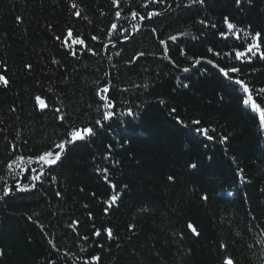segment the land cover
I'll list each match as a JSON object with an SVG mask.
<instances>
[{
	"label": "trees",
	"instance_id": "obj_1",
	"mask_svg": "<svg viewBox=\"0 0 264 264\" xmlns=\"http://www.w3.org/2000/svg\"><path fill=\"white\" fill-rule=\"evenodd\" d=\"M119 3L117 8L112 0H0V74L10 81L0 82V264H264V127L259 113L243 105L237 86L206 63L211 59L226 70L241 66L250 86L264 87V61L240 65L234 56L256 31L264 36V0H242L239 6L234 0H205L190 9L184 7L188 0L147 9L142 5L148 0ZM133 11L160 15L133 20ZM225 16L236 25L232 32ZM68 29L76 57L64 46ZM78 38L92 51L74 45ZM139 53L144 56L129 64ZM105 86H114L109 96L117 115L99 129L97 89ZM37 96L46 109L38 107ZM128 107L134 117L120 114ZM176 115L190 128L196 127L192 119H200L213 139L177 124ZM84 126L96 127V135L70 146L41 177L43 183L31 180L41 167L38 155ZM108 144L112 158L106 161ZM191 161H198V171L187 168ZM169 175L175 180L168 181ZM109 182L117 192L128 188L119 207L105 215L104 202L116 194ZM25 185L31 191H17ZM5 186L12 189L7 197ZM200 189L209 192L208 203L201 202ZM89 212L102 232L112 228L115 239L92 234ZM189 222L199 236L187 228Z\"/></svg>",
	"mask_w": 264,
	"mask_h": 264
},
{
	"label": "snow or ice",
	"instance_id": "obj_2",
	"mask_svg": "<svg viewBox=\"0 0 264 264\" xmlns=\"http://www.w3.org/2000/svg\"><path fill=\"white\" fill-rule=\"evenodd\" d=\"M166 0H148V3H145L142 5V7L144 9H147L149 7L150 4H163L165 3ZM242 0H234V3L239 6L241 4ZM113 5H115L117 8L120 7V3L119 0H112ZM205 4V0H188V3L184 5V7L186 9H190L192 7V5H201L203 6ZM177 7H180L179 4L176 5ZM73 8H76V4L72 5ZM76 16H80L79 12L75 13ZM116 17L119 18L121 16L120 11H117L115 13ZM132 19L135 20L137 17H139L140 20H149L151 21L153 19V17H158L160 15V13L155 12V11H147L146 15H141L139 11H133L132 12ZM17 19L19 20L20 18L17 17ZM199 24L203 25L205 28L209 27V24L201 19L198 21ZM224 23L226 24V28L228 30V32H232L236 25H234L232 22L229 21V18L227 16L224 17ZM112 29L113 30H117V24H112ZM133 28H135V24L132 25ZM251 26L249 25V28ZM211 28L215 29L216 28V24L212 23L211 24ZM153 33L156 32V29H152L151 30ZM123 32L127 33L128 29H123ZM203 34V33H202ZM219 36L221 37H225L226 34L224 31H220L218 33ZM73 37V31L71 29H68L67 32V37L64 39V46L68 47V41ZM238 40L240 39L239 34H237L236 37ZM58 40L61 39V37H57ZM92 40H97L96 36H92L91 37ZM125 39H130L128 36L125 37ZM169 41L175 42L177 40L176 36H169L168 37ZM161 45H165V53L168 51V47H167V43L164 39H161L160 41ZM72 43L74 45H85V41L84 39H75L72 40ZM262 45H264V36H262V32L261 31H256L254 33V35L252 36L250 41L245 42L244 44L241 45V47H243V51L237 50L234 54L235 56V60L240 62V65H250L252 64L254 59H257L259 61H264V50H262ZM85 47L87 48V46L85 45ZM88 51H92L91 48H87ZM208 51H211V49L209 48ZM68 54L71 55L72 57H76L78 55V51L75 48H71L68 47ZM95 54V53H93ZM119 55V53H118ZM181 55H183V49H181ZM217 55H219V53H217ZM144 56V53H139L138 55H134L132 57L131 60L128 61L129 64H133L137 61H139V59L141 57ZM170 59V57H165ZM54 63H56V61H53ZM197 64L201 63L200 60L196 61ZM206 63L208 64H212L214 67H218V71L223 75V77H225L226 79L229 80L230 83H233L235 86H237L238 90L241 92V94L245 97L243 98V105L244 106H251V109L254 110V112L259 113V120H260V125L262 127H264V109L261 108L262 105H264V87H261L259 89L255 88V86H250L252 85V82L250 80L246 79V72L243 70V68L241 66H232V67H228L227 70L225 67H219L218 65L214 64L213 60L209 59L206 61ZM26 68H28L29 70L32 69V65L31 64H27L25 65ZM183 71L185 73L189 72L190 69L185 67L183 69ZM253 71H255V69H253ZM234 74V75H232ZM0 82H2V84L4 86H8L10 81L9 79L6 78L5 75L0 74ZM110 87H114V86H105L103 88H98L97 89V95L99 97V101L102 102L99 105V110H102V117L100 119L95 120L94 122V126H97L99 129H104L105 128V122L110 121L113 119L114 116L117 115V113L115 111H113L112 109L116 108V103L113 101V99L110 98L109 93H110ZM184 88L188 87V84H183ZM253 93H255V98L253 96ZM36 101L38 103V107L41 110H44L47 108V105L45 104V101L42 100L39 96H37ZM159 103L164 104L165 101L164 100H160ZM13 111H15V109H13ZM176 108H172L171 109V113L175 114L176 113ZM56 113H60L61 109L60 108H56L55 109ZM121 115H127L130 117H134L136 115V113L133 111V109L131 107H128L126 112L120 113ZM61 120L64 119L63 116L60 117ZM176 119V123L182 125L183 127L187 128L189 131L194 132L195 134H201L202 136L206 137L207 139L211 140L213 139V137L211 135H209V131H211L210 129L206 128V127H202L200 126L202 124L200 119H192L191 120V124L193 126L196 127H192L190 128L188 126V124H186L184 121H182L180 119V117L178 115L175 116ZM94 126H84L82 128H73L70 132H68L67 136L65 137V139L61 140L59 143H56L54 145V147L50 150L44 151L42 154L38 155V157L36 158V163L40 164L41 167L38 170V174L35 176L31 177V180L33 181H41V177H43L45 175V172L48 171L50 173V171L55 167L58 166L59 163L62 161V158H64L69 150L70 146L76 145L77 142H87L90 140V138L94 137L96 135V127ZM227 137H224L223 140H226ZM223 140L221 142H223ZM107 149L108 151L104 154V159L110 160L112 158V145L108 144L107 145ZM21 159H23V157H21ZM209 160L211 159V157L208 158ZM29 162H32V157H29ZM118 161H113V166H115L116 164H118ZM7 167L9 169H11L13 167V163H8ZM187 168L193 171H198L199 170V163L198 161H191L187 164ZM30 171L33 172H37V169H30ZM97 172H100V169H97ZM103 174L105 177V180L108 181V169L104 168L103 169ZM27 178V177H26ZM3 177H0V180H2ZM55 177H52V180L55 181ZM168 181H174L175 177L172 175H169L167 177ZM41 183H43V181H41ZM36 185L33 184L32 188H35ZM109 187L116 192V194L111 195L110 197H108V199L104 202L105 203V207H104V213L105 215L109 214V210L111 208H115V207H119V200L122 198L123 195V191H126L128 186L127 185H123L122 186V190L117 192V185L112 184L109 182ZM12 191L11 188L5 186L4 188V196L7 197L9 196L10 192ZM17 191H31L30 188H28L27 185L23 186V187H17ZM261 191H264V189H261ZM200 192L202 193L199 198L201 200L202 203H208L209 199H210V194L207 190L204 189H200ZM56 197H60L61 193L59 191H57L55 193ZM95 195V194H93ZM85 207L87 208V205H85ZM138 211H147L146 208L144 209H139ZM88 219L90 221H93L92 223V227H91V231L92 234L96 237H102L103 235H106L107 239L112 240L115 239L114 237V233L111 227H107L103 230V232L101 231V228L96 227L95 223H94V219H93V214L91 212L88 213ZM73 223H77L79 224V221H73ZM69 227H71V224H69ZM135 228V225L130 224L128 226L129 231H133ZM187 228L191 231V233L195 236H199V231L197 230V226H194L192 223H188L187 224ZM85 240L88 239V236H84L83 237ZM103 244L102 243H98V247H100L101 249L103 248ZM221 247H224L223 245H221ZM93 259L99 261L101 258L98 256H93ZM225 264H234V261L232 259H228Z\"/></svg>",
	"mask_w": 264,
	"mask_h": 264
}]
</instances>
